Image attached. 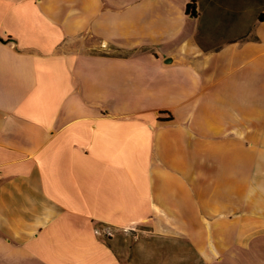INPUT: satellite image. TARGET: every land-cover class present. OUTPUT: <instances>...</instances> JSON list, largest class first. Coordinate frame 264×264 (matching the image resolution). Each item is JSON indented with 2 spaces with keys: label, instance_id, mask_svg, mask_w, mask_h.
I'll use <instances>...</instances> for the list:
<instances>
[{
  "label": "crops",
  "instance_id": "1",
  "mask_svg": "<svg viewBox=\"0 0 264 264\" xmlns=\"http://www.w3.org/2000/svg\"><path fill=\"white\" fill-rule=\"evenodd\" d=\"M140 224L264 264V0H0V264Z\"/></svg>",
  "mask_w": 264,
  "mask_h": 264
},
{
  "label": "rangeland",
  "instance_id": "2",
  "mask_svg": "<svg viewBox=\"0 0 264 264\" xmlns=\"http://www.w3.org/2000/svg\"><path fill=\"white\" fill-rule=\"evenodd\" d=\"M101 233L122 264H200L185 240L154 235L146 224L126 230L104 227Z\"/></svg>",
  "mask_w": 264,
  "mask_h": 264
}]
</instances>
